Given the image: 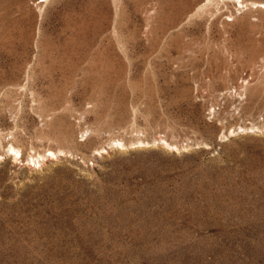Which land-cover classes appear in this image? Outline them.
<instances>
[{"label": "rangeland", "instance_id": "obj_1", "mask_svg": "<svg viewBox=\"0 0 264 264\" xmlns=\"http://www.w3.org/2000/svg\"><path fill=\"white\" fill-rule=\"evenodd\" d=\"M243 1L0 0V264H264Z\"/></svg>", "mask_w": 264, "mask_h": 264}, {"label": "bare ground", "instance_id": "obj_2", "mask_svg": "<svg viewBox=\"0 0 264 264\" xmlns=\"http://www.w3.org/2000/svg\"><path fill=\"white\" fill-rule=\"evenodd\" d=\"M235 2L241 4L242 6H245V3H244L243 0H235ZM252 4L257 5V4H255V3H252ZM259 5H260V6H264V3H261V4H259ZM260 6H259V7H260ZM261 8H262V7H261ZM263 8H264V7H263ZM140 144H141V143H140ZM136 145H138V144H136ZM177 149H178V148H177ZM10 150L13 152V155H15V156L19 155V150L16 149L14 146H11V147H10ZM104 152H106V151L104 150ZM50 153H51V152H50ZM52 155H54V153H52ZM41 158H42L41 156H40L39 158H37V159H36L37 162L40 161ZM42 159H45V158H42ZM36 160L33 158V159L31 160L32 164L36 165Z\"/></svg>", "mask_w": 264, "mask_h": 264}]
</instances>
